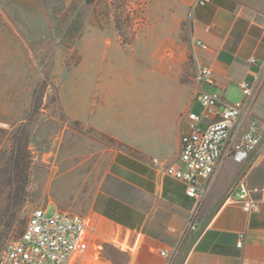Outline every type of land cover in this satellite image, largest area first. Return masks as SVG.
<instances>
[{
  "label": "rangeland",
  "instance_id": "obj_1",
  "mask_svg": "<svg viewBox=\"0 0 264 264\" xmlns=\"http://www.w3.org/2000/svg\"><path fill=\"white\" fill-rule=\"evenodd\" d=\"M2 19L0 256L34 209L91 217L95 194L117 186L110 168L123 144L73 116L123 134L170 120L176 133L198 69L177 0H0ZM9 19L25 24L11 35Z\"/></svg>",
  "mask_w": 264,
  "mask_h": 264
},
{
  "label": "crops",
  "instance_id": "obj_2",
  "mask_svg": "<svg viewBox=\"0 0 264 264\" xmlns=\"http://www.w3.org/2000/svg\"><path fill=\"white\" fill-rule=\"evenodd\" d=\"M177 2L190 15L192 40L205 43L204 47H194V51L197 64H208L213 69L206 87L234 102L243 97V81L255 86L250 113L259 118L262 140L247 160L237 162L231 154L222 160L209 180L203 209L198 214L199 227L187 235L181 255L173 264H264V0H210L204 5H194L195 0ZM3 12L5 9H1ZM0 21L4 25V20ZM8 23L11 35L15 23L25 24L12 19ZM252 57L257 62L252 63ZM194 104L200 110H195ZM190 109L201 112L202 106L194 98L179 113L174 123L176 133L165 129L172 126L170 120L142 121V130L123 134L121 129H115V133L98 120L71 116L115 136L124 146L117 149L110 168L117 186L95 194L91 213L99 231L116 236L120 243L100 240L101 245L91 255L92 264L165 263L161 249L176 242L195 205V200L186 194L185 184L164 172L178 161L181 116ZM248 118L241 119L235 142ZM241 177L250 188H260L253 193L260 201L258 211L246 212L241 202L227 197ZM203 225L184 257L188 244Z\"/></svg>",
  "mask_w": 264,
  "mask_h": 264
},
{
  "label": "built area",
  "instance_id": "obj_3",
  "mask_svg": "<svg viewBox=\"0 0 264 264\" xmlns=\"http://www.w3.org/2000/svg\"><path fill=\"white\" fill-rule=\"evenodd\" d=\"M209 1L195 0L194 5H204ZM193 46L204 47L205 43L195 40ZM250 61L257 62L254 57ZM212 76L210 65L198 64L195 99L202 106V111L190 109L182 115L178 161L164 170L167 175L183 182L186 194L195 200L176 242L160 251L166 260L164 264L176 261L187 235L199 227V209L207 195L209 180L222 160L231 154L235 161L243 162L262 140L259 118L250 113V105L256 95L255 86L243 81V97L230 102L206 88ZM243 116L249 117L248 122L240 139L235 142L236 130ZM259 190L258 187L250 188L241 177L227 197L241 202L246 212L258 211L260 201L253 193ZM171 230L176 231V228L171 227ZM100 240L120 243L116 236L101 233L91 217L58 209L49 213L47 208L38 207L32 211L21 236L4 245L0 264H92L90 258L101 245ZM238 246H243V238Z\"/></svg>",
  "mask_w": 264,
  "mask_h": 264
},
{
  "label": "water",
  "instance_id": "obj_4",
  "mask_svg": "<svg viewBox=\"0 0 264 264\" xmlns=\"http://www.w3.org/2000/svg\"><path fill=\"white\" fill-rule=\"evenodd\" d=\"M204 226H205V225H203V226L200 228V230L195 234L193 240L188 244V246H187V248H186V251H185V254H184V257H185L186 254L188 253V251H189L191 245L193 244V242L195 241V239L197 238V236L199 235V233L203 230ZM184 257H183V258H184Z\"/></svg>",
  "mask_w": 264,
  "mask_h": 264
},
{
  "label": "trees",
  "instance_id": "obj_5",
  "mask_svg": "<svg viewBox=\"0 0 264 264\" xmlns=\"http://www.w3.org/2000/svg\"><path fill=\"white\" fill-rule=\"evenodd\" d=\"M11 157H12V159L14 158L15 162H18L19 161V155L18 154H16V155L12 154ZM26 172H27V170H26Z\"/></svg>",
  "mask_w": 264,
  "mask_h": 264
}]
</instances>
